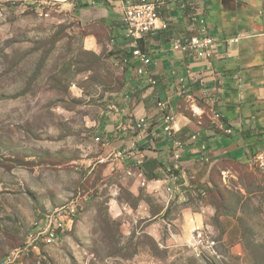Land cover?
<instances>
[{
  "label": "rangeland",
  "instance_id": "obj_1",
  "mask_svg": "<svg viewBox=\"0 0 264 264\" xmlns=\"http://www.w3.org/2000/svg\"><path fill=\"white\" fill-rule=\"evenodd\" d=\"M67 1L0 0V264H264L262 166L210 160L148 181L117 159L99 129L132 96L127 43ZM70 203L56 241L33 243Z\"/></svg>",
  "mask_w": 264,
  "mask_h": 264
},
{
  "label": "crops",
  "instance_id": "obj_2",
  "mask_svg": "<svg viewBox=\"0 0 264 264\" xmlns=\"http://www.w3.org/2000/svg\"><path fill=\"white\" fill-rule=\"evenodd\" d=\"M68 1L64 8L70 10L82 26L103 27L105 33H110L121 43H127L119 46L124 50L122 58L130 55L131 48L122 25L121 0ZM190 1L197 4L200 0ZM201 1H204L203 18L208 34L216 41L209 62L223 81L221 115L210 100L214 95L215 82L207 62L197 60L189 53L172 51L173 39L181 41L189 34H200L201 30L199 18L195 16V9L201 5H183L181 0L169 5L170 29L142 41L141 49L151 60L149 76L157 81V86L152 88L148 85V76L137 75L136 61L125 65L126 92L132 96L127 95L126 99L120 95L121 102L111 114L112 118L107 119L99 129L103 137L116 144L113 146L116 151L132 145L133 125L137 119L146 118L150 129L138 150L147 161L156 160L164 168L170 161V141L163 136V116L157 102L168 101L170 110L176 116L177 137L184 143L179 163V173L183 175L190 174L193 164L210 160V165L225 160L251 163L264 150L263 0L252 5L243 0H229V5H226V0ZM240 35L244 38L239 44H225ZM188 69L195 80L192 82L189 79L184 95L178 96V79L185 77ZM201 79L205 82L203 87L198 83ZM221 116L223 126L219 125ZM227 129L231 130V134L225 133Z\"/></svg>",
  "mask_w": 264,
  "mask_h": 264
},
{
  "label": "built area",
  "instance_id": "obj_3",
  "mask_svg": "<svg viewBox=\"0 0 264 264\" xmlns=\"http://www.w3.org/2000/svg\"><path fill=\"white\" fill-rule=\"evenodd\" d=\"M179 2L181 0H121V14L122 25L125 31V38L129 41L131 48L130 57H124L121 59V64L128 65L131 61H136L138 67L136 73L138 76H148L147 83L150 87L155 88L157 81L149 76V66L151 60L149 55L140 48V42L148 36H155L157 33L166 32L170 29V19L162 17L165 6L170 5L173 2ZM183 5H201L195 9V16L198 17V22L201 26L200 34H194L185 36L183 40L172 41V51L180 53H189L197 60L207 62L208 68L211 70L214 77V95L212 96L211 103L217 107V111L220 114V108L223 102V81L221 75L216 73L209 62L212 56V49L216 46V41L208 34L207 25L203 18L204 16V3L200 0L197 4L190 0H183ZM244 36H236L226 41V45L239 44ZM192 82L195 80L194 75L190 69L187 70L186 76L179 78L177 85L176 95L183 96L185 93V86L188 80ZM200 86H204L203 79L198 81ZM128 99V96L125 97ZM168 101H158L157 108L163 116V136L170 141L168 155L170 158L169 163L164 166L169 179V182H175L178 180V172L180 170V161L184 152V143L177 137L178 129L176 128V116L170 110ZM221 115V114H220ZM222 116H221V126ZM150 126L147 119L142 117L137 119L133 125L132 131L134 132L132 145L128 148H122L114 151V155L122 162H126L133 156L132 159L136 166L140 167L145 164L147 158L138 150L139 144L147 137ZM226 134H231V130L227 129ZM192 140H196V137H192ZM203 146V150H204ZM259 153H264L262 150ZM264 171V163L262 168ZM180 177V176H179ZM76 210L75 203H70L64 209L56 212L54 216L48 219V225L46 232L39 231L35 234L33 243L38 242H54L62 233L69 220L72 218L73 212ZM13 259L6 262L9 264Z\"/></svg>",
  "mask_w": 264,
  "mask_h": 264
},
{
  "label": "trees",
  "instance_id": "obj_4",
  "mask_svg": "<svg viewBox=\"0 0 264 264\" xmlns=\"http://www.w3.org/2000/svg\"><path fill=\"white\" fill-rule=\"evenodd\" d=\"M168 39L170 40V37ZM142 47L143 46H142V41H141L140 42V48H142ZM128 57H130V55ZM126 72H127V68H125V71H124V78H125ZM234 162H236V161H234ZM140 167H141L140 169H142L143 174L145 175V177L148 181L159 180V176L155 175L154 171L161 169L163 167L162 163H158V161H156V160H148L145 162L144 165H142Z\"/></svg>",
  "mask_w": 264,
  "mask_h": 264
},
{
  "label": "bare ground",
  "instance_id": "obj_5",
  "mask_svg": "<svg viewBox=\"0 0 264 264\" xmlns=\"http://www.w3.org/2000/svg\"><path fill=\"white\" fill-rule=\"evenodd\" d=\"M214 107H216L215 105H213ZM253 163L256 164H260L262 166V164L264 163V153H258L254 158H253Z\"/></svg>",
  "mask_w": 264,
  "mask_h": 264
}]
</instances>
